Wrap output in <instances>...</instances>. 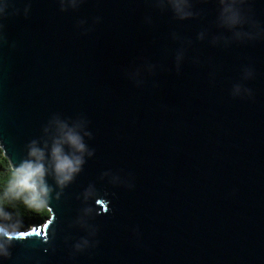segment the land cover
Here are the masks:
<instances>
[{
    "label": "water",
    "instance_id": "obj_1",
    "mask_svg": "<svg viewBox=\"0 0 264 264\" xmlns=\"http://www.w3.org/2000/svg\"><path fill=\"white\" fill-rule=\"evenodd\" d=\"M5 2V157L50 144L53 117L92 155L63 190L47 177L54 238L41 225L2 264H264V0L241 6L252 39L220 26L219 0H189L185 20L162 0Z\"/></svg>",
    "mask_w": 264,
    "mask_h": 264
},
{
    "label": "clouds",
    "instance_id": "obj_2",
    "mask_svg": "<svg viewBox=\"0 0 264 264\" xmlns=\"http://www.w3.org/2000/svg\"><path fill=\"white\" fill-rule=\"evenodd\" d=\"M63 10L67 7H77L83 0H57ZM173 16L179 20H185L192 16L189 0H162ZM220 12L218 22L220 26L228 30H236L234 35L237 38L252 39L251 31H240L246 25L252 28L249 17L241 10V6L246 4V0H219ZM11 5L5 0H0V17H4L5 9ZM30 9V3H26L24 12ZM95 22L99 23V17ZM3 26L0 25V28ZM86 34V32L82 33ZM177 62L180 56L176 57ZM240 87L236 86L233 95H239ZM250 95V92H249ZM53 130L51 143L45 142L41 147L37 141L33 140L27 145L26 157L13 164L10 159H5V153L0 148V264L11 257L13 241H23L25 239L38 237L39 226L24 224V218L37 216L42 218L44 237L40 242L48 244L54 238L55 232L49 235V226L55 221L56 216L51 208L50 193L52 187L47 183V177L51 176L56 186L63 190L80 172L84 164V156H91L92 153L84 143V136L81 135V125L69 126L58 117H53L50 121ZM48 131V128L45 129ZM133 186L129 185V189ZM57 192V197H59ZM93 198V207L96 208V215H103L109 211V204L105 197L96 196L92 190L84 193V198ZM107 205L100 211L98 205L101 201ZM89 210L85 209L87 213ZM89 244L88 239H81L73 245L76 251H82ZM44 252L48 248L43 249Z\"/></svg>",
    "mask_w": 264,
    "mask_h": 264
},
{
    "label": "trees",
    "instance_id": "obj_3",
    "mask_svg": "<svg viewBox=\"0 0 264 264\" xmlns=\"http://www.w3.org/2000/svg\"><path fill=\"white\" fill-rule=\"evenodd\" d=\"M5 159H7V158L5 157ZM0 171H4V169L0 168ZM23 222H24L25 225L32 224L34 226H39V227L41 225H43L42 218L37 217V216H28V217H25Z\"/></svg>",
    "mask_w": 264,
    "mask_h": 264
}]
</instances>
